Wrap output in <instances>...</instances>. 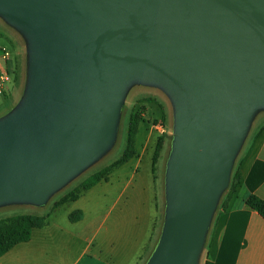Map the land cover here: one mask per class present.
<instances>
[{"label":"water","instance_id":"1","mask_svg":"<svg viewBox=\"0 0 264 264\" xmlns=\"http://www.w3.org/2000/svg\"><path fill=\"white\" fill-rule=\"evenodd\" d=\"M25 41L0 116V207H42L111 146L130 83L169 97L159 239L145 264H198L217 201L264 110V0H0Z\"/></svg>","mask_w":264,"mask_h":264},{"label":"crops","instance_id":"2","mask_svg":"<svg viewBox=\"0 0 264 264\" xmlns=\"http://www.w3.org/2000/svg\"><path fill=\"white\" fill-rule=\"evenodd\" d=\"M10 43V50L0 46L9 55L6 61L0 60V69L9 73V80L0 95L9 84L7 90L15 103L20 93V89L16 93L20 67L12 37ZM11 67L14 72H10ZM159 111L160 116L167 117L166 110ZM140 126L137 133L140 128L146 130ZM149 126L147 128L152 132L154 127ZM136 136L133 156L112 168L108 174V177L119 174L121 171L116 170H122L121 166L129 162V179L120 187L112 188L106 184L107 177L77 199L52 206L54 210L70 204V209L60 218L51 219L49 214L43 215L46 216V224L34 228L28 241L14 245L1 255L0 264H138L151 246L154 216H149V199L154 201V192L152 190L151 195L153 183L148 181V175L138 173L146 155H143L140 145L141 138L137 140ZM112 190L117 195L114 198L109 196ZM250 195L264 201V125L257 129L248 147L239 170L237 193L227 200L205 259L214 262L217 258L220 264H264V217L247 205ZM74 211H79L80 215L71 221L69 216Z\"/></svg>","mask_w":264,"mask_h":264},{"label":"rangeland","instance_id":"3","mask_svg":"<svg viewBox=\"0 0 264 264\" xmlns=\"http://www.w3.org/2000/svg\"><path fill=\"white\" fill-rule=\"evenodd\" d=\"M11 37H12L13 48L16 51V58L18 59V63L20 67L19 70L20 77H19V81L17 82L18 84H16V93L20 89V93H19L20 96L24 88L25 73H26L25 41L15 29L8 26L0 18V46L10 50ZM10 72H14L12 67L10 69ZM8 85L6 87V91L0 95V116L7 113V111H5L6 108H8L9 106H10L9 108H11L16 103V101L15 103H13L12 97L8 93L7 90ZM145 107H147L146 113H145ZM159 109L161 111L166 110L167 113L166 118L165 115L160 116ZM144 114L145 116H143ZM158 117L159 119L155 120ZM145 121L146 123L143 124L141 123ZM131 122L133 123L132 126L136 127V128L134 127L135 133L133 136L134 137L133 147L135 143V136L137 135L136 136L137 140L141 138L140 145L144 153L143 155H146L145 158L146 160H144V162L141 164L138 173L148 175V181L151 180L153 183V185L151 184L152 185L150 191L151 195H152V190L154 192V201H153L154 205L151 204L153 203L152 202L153 199L152 200L149 199L151 201V203L149 202L150 205L149 216L151 218L152 216H154L151 226V246L149 252L146 255H144V257H141L140 262H138V264H145L157 240L159 239L163 224L164 208H165L164 178H165L166 163L171 148L170 136L173 133V116H172V106L170 103V99L168 95L161 88L155 85L142 84L137 81H134L129 84L119 111L114 140L111 146L109 147V149L99 159H97L90 166L84 169L76 177H74L69 182H67L62 188L54 192L52 196L49 197V199L47 200L44 206L39 207L26 203L2 206L0 207V219L18 214H33L39 216L49 214L51 216L50 217L51 219L63 217L66 214V212H68V210L70 209V204H65L57 209L52 210V206L54 202L57 199H60L62 196L73 195L76 189L79 188V185L88 176L110 165L112 162L118 160L121 157L126 147V134H127L128 125ZM157 122H159L163 126L164 131L161 132V130L159 131L154 128L152 132L149 131L147 127H150L149 126L150 124L154 125ZM139 124H141L140 127L142 128L146 127V130H142L140 128L139 132L137 133L138 131L137 127ZM146 124L149 125L147 126ZM262 125H264V110H260L254 115L250 123V126L247 130V133L243 139V142L234 158L232 168L230 171L228 185L221 193L217 201L215 210L211 216V220L205 235L204 243L201 252L199 254L198 264H203L204 259L207 257V250L216 236L218 225L223 215V211L227 207V200L237 193L238 183L235 180L234 175L235 173H239L241 164L243 160L246 158L248 147L252 142L253 136L255 135L257 129L260 128ZM156 143L160 144V151L158 153L155 163L152 164V155ZM150 158H151V163H150ZM121 167L122 170H116V171H121L119 174H112V176L108 177L109 179L106 182V184H108L112 188L120 187V184L122 185L124 181L129 179V167H130L129 162L125 163ZM127 191L129 192V187ZM82 193L83 191H81L79 195L77 194L78 197ZM109 196L110 198H114L117 195L116 192L112 190Z\"/></svg>","mask_w":264,"mask_h":264},{"label":"trees","instance_id":"4","mask_svg":"<svg viewBox=\"0 0 264 264\" xmlns=\"http://www.w3.org/2000/svg\"><path fill=\"white\" fill-rule=\"evenodd\" d=\"M144 110V107H143ZM163 116V115H162ZM132 122L129 123L127 134H126V147L121 157L112 162L110 165L102 168L101 170L93 173L88 176L80 185L79 188L76 189L73 195H65L62 196L57 202L54 203L53 207H56L62 203L73 201L77 199L78 195L81 191H86L95 184H97L101 180H106L109 172L112 168L126 162L129 158H131L134 154V133L135 126H132ZM135 127V128H134ZM257 134H260L258 132ZM171 139V136H170ZM160 151V144L156 143L154 152L152 155V164L155 163L158 153ZM235 180L239 181V173H235ZM233 178V179H234ZM247 183V182H246ZM78 194V195H77ZM247 205L256 210L261 216L264 217V201L256 197L255 195H250L247 199ZM76 214V215H75ZM70 214L69 219L71 221L79 218L80 212L75 211ZM46 224V216H39L33 214H18L14 216H10L4 219H0V256L7 252L14 245L22 242H26L29 240L31 236V231L34 228H41ZM203 264H220L218 259L216 258L214 262H210L205 259Z\"/></svg>","mask_w":264,"mask_h":264},{"label":"built area","instance_id":"5","mask_svg":"<svg viewBox=\"0 0 264 264\" xmlns=\"http://www.w3.org/2000/svg\"><path fill=\"white\" fill-rule=\"evenodd\" d=\"M8 53L7 51H5L3 48L0 47V60L1 61H6L8 59ZM9 80V73L7 72V70L5 69H0V93H2L3 91V87L4 85L8 82ZM153 127L156 130H161V132H163V126L157 122L156 124L153 125Z\"/></svg>","mask_w":264,"mask_h":264}]
</instances>
